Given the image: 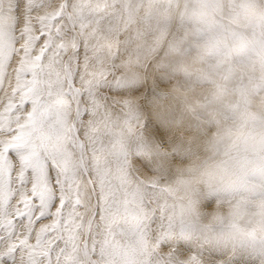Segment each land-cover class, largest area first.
<instances>
[{
  "label": "snow or ice",
  "instance_id": "6c2138e0",
  "mask_svg": "<svg viewBox=\"0 0 264 264\" xmlns=\"http://www.w3.org/2000/svg\"><path fill=\"white\" fill-rule=\"evenodd\" d=\"M154 4L0 0V264L264 259V212L251 227L220 219L202 232L182 205L132 179L133 169L151 171V152L129 153L125 136L142 115L146 142H166L170 127L140 101L164 80L180 78L169 58L174 45L154 72L148 63L159 39L142 24H151ZM226 14L243 16L258 38L231 31L222 22ZM185 17L195 25L192 45L203 47L216 67L256 57L264 68V6L256 0H230L227 9L223 0H197L186 5ZM245 87L264 90V77ZM256 151L233 181L209 189V204L231 192L264 197V184L252 183L264 181V138ZM157 249L169 252L166 261Z\"/></svg>",
  "mask_w": 264,
  "mask_h": 264
},
{
  "label": "bare ground",
  "instance_id": "6f19581e",
  "mask_svg": "<svg viewBox=\"0 0 264 264\" xmlns=\"http://www.w3.org/2000/svg\"><path fill=\"white\" fill-rule=\"evenodd\" d=\"M131 2L135 4L137 0ZM256 2L264 6V0ZM223 3L228 6L230 0H223ZM155 4L151 24H142L149 32L154 31L159 39V46L156 45V51L148 59L153 72L170 45L178 49L185 43L186 39L181 38L179 33L190 30L187 26L180 27L187 19L182 20V14L186 5L191 9L197 5V0L171 1L168 7L178 10L171 21L173 30L178 28V32L175 30L172 33H169V24L161 20L164 8ZM138 19L142 20V15ZM243 21H246L243 16L232 19L227 14L222 19L231 31L243 33L249 39L258 38V31L257 36L253 37L249 23L242 24ZM170 39L175 43L168 44ZM171 56L172 53L170 59ZM186 57L180 62L172 60L179 68L185 67L179 79L164 80L155 92L148 93L149 101H140L141 104L148 103L152 113L161 114L170 121L166 137L170 150L162 151L160 143L155 140L151 141V145L142 142L145 119L142 115L133 131L125 136L130 138L125 143L129 153L138 149L151 152V171L133 169L132 179L142 184L155 183L151 190L157 193L163 192V189L169 190L171 193L165 198L170 204L189 202L183 206L185 218L199 231L206 232V229L218 227L220 219H236L241 226L251 227L264 212V197L252 192H231L215 198L209 204L207 193L211 187H222L233 181L241 174L246 163L254 161L258 155L257 142L264 138V90L257 91L245 86L249 80L264 77V68L256 57L247 60L232 57L225 66L216 67L215 61L208 62L206 59L210 56L203 47L188 50ZM220 97L227 99L218 101ZM221 108L232 109V112L221 113ZM248 112L250 114H246ZM160 167L165 172V182L162 177H156ZM252 183L260 186L264 181L256 177ZM248 213L251 216L245 221ZM217 217L220 219L216 220ZM157 257L166 261L169 252L162 249L160 257ZM261 260L257 264L262 261L264 264V259ZM184 264H190L189 260L184 259Z\"/></svg>",
  "mask_w": 264,
  "mask_h": 264
},
{
  "label": "rangeland",
  "instance_id": "374dc122",
  "mask_svg": "<svg viewBox=\"0 0 264 264\" xmlns=\"http://www.w3.org/2000/svg\"><path fill=\"white\" fill-rule=\"evenodd\" d=\"M171 1L172 0H158V2H156V4H155V6H158V7H160V8H164V10H165V12H164V15L163 16H161V20L165 23V24H169V33H172L173 31H177L178 32V28H176L175 30H173L174 29V27H172L173 25L171 24V21H172V17L173 16H175L176 14H177V9H172L171 7H168V5L171 3ZM226 6V8H227V5H225ZM166 8V9H165ZM142 15V14H141ZM245 23H248V21L246 20V21H243L242 22V24H245ZM184 26H187L188 28H189V32H186V31H183V32H180L179 33V35H180V37L181 38H184V39H186V41H185V43H183V45H181L179 48H178V51H176V52H173L172 53V56H171V61L173 60H175V61H183L184 59H186L187 57V55H188V50H191V49H194V48H198V47H196L195 45H192V41H191V33H192V30H193V28L195 27V25L193 24V23H191L190 21H188L187 19L182 23V25L180 26V27H184ZM155 31H157V29L155 28L154 29ZM169 33H168V35H169ZM175 43L174 42V40L172 41L171 39H170V41L168 42V44L169 43ZM179 42V41H178ZM177 45V44H176ZM190 45H192L191 47H190ZM157 46H159V44L157 45ZM207 60H208V62H213V61H215L216 62V60H215V58H213V57H207L206 58ZM230 61V59H228V60H226L225 62H224V64H223V66H225L226 64H227V62H229ZM180 69V73H183L184 72V70H185V67H183V68H179ZM227 99V97H220L219 98V100L218 101H224V100H226ZM222 110L220 111L221 113H229V112H232V109H229V110H227V109H224V108H221ZM246 114H250L249 112L248 113H246ZM249 122H251V119L249 118ZM248 122V123H249ZM130 137V136H129ZM128 137V138H129ZM127 137L125 138V142H127L128 140H130V138L129 139H127ZM140 140V139H139ZM142 141V140H141ZM142 142H144V144L145 145H151L152 143L151 142H146V141H142ZM159 148L160 149H162V151H169L170 150V144H169V142L167 141V139H166V142H164V143H160L159 144ZM129 151V150H128ZM165 172L163 171V168H161L160 167V170L157 172V174H156V177H158V178H160V177H162V179H163V181L165 182V180H166V176H164L163 177V174H164ZM144 183V185H155V183H147V182H143ZM164 184V183H163ZM168 193H171L169 190H164L163 189V195L166 197L167 196V194ZM188 204H189V202H188ZM187 203H185V202H183V201H180V202H176V203H174V204H172V205H175V206H177V207H179V206H184V205H188ZM249 214V213H248ZM185 215H186V211H185ZM251 215L249 214V216H246V217H244V220L246 221V219H249V217H250ZM207 231H208V229H206ZM151 235L149 236V240H151ZM161 252H162V249H157L156 250V255H158L159 257H160V255H161ZM206 259V258H205ZM263 260V259H262ZM261 260V261H262ZM263 263V261L262 262H259L258 264H262Z\"/></svg>",
  "mask_w": 264,
  "mask_h": 264
},
{
  "label": "clouds",
  "instance_id": "9594fccd",
  "mask_svg": "<svg viewBox=\"0 0 264 264\" xmlns=\"http://www.w3.org/2000/svg\"><path fill=\"white\" fill-rule=\"evenodd\" d=\"M213 207H215V205H213ZM216 220H219L220 218L219 217H217V218H215ZM194 223H196V221H193Z\"/></svg>",
  "mask_w": 264,
  "mask_h": 264
}]
</instances>
